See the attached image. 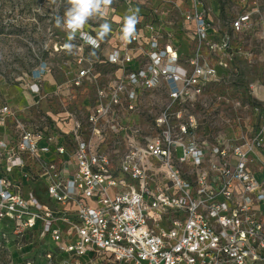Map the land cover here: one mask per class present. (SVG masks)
<instances>
[{
    "label": "built area",
    "instance_id": "obj_1",
    "mask_svg": "<svg viewBox=\"0 0 264 264\" xmlns=\"http://www.w3.org/2000/svg\"><path fill=\"white\" fill-rule=\"evenodd\" d=\"M187 1L191 55L152 28L127 42L112 19L98 49L72 41L71 89L94 86L96 64L113 67L82 121L56 131L21 118L0 137L7 264H264V109L245 134L201 131L192 108L226 73L233 47L204 0ZM234 2L230 30H250L263 3ZM48 73L41 60L29 90L38 93ZM262 79L264 93V71Z\"/></svg>",
    "mask_w": 264,
    "mask_h": 264
},
{
    "label": "rangeland",
    "instance_id": "obj_2",
    "mask_svg": "<svg viewBox=\"0 0 264 264\" xmlns=\"http://www.w3.org/2000/svg\"><path fill=\"white\" fill-rule=\"evenodd\" d=\"M204 3L212 24L232 38L233 59L227 60L225 74L204 87L192 112L204 127L201 131L209 135L245 134L260 123L264 109V96L260 95L264 93L258 88L264 71V10L254 18L250 30L237 33L229 26L236 8L234 0ZM129 7L140 9L136 28H152L174 37L180 51L187 52V40L179 27L187 9L186 0H113L105 19L109 23L112 19L123 20ZM63 11V7L57 11L49 0H0V117L4 106L12 112L5 121L0 119V136L14 133L21 118L32 127L57 123L59 131L64 123L70 127L74 120L82 121L87 99L90 97L92 102L94 89L111 79L113 67L102 63L96 64L99 76L94 86L71 89L67 85L74 72V54L59 48L67 42V32L57 28L54 21V16H62ZM103 22L96 18L85 27ZM195 46L192 43L190 55ZM41 60L48 63L49 73L41 80L39 92L33 93L29 90L30 73ZM8 261L9 253L0 239V264Z\"/></svg>",
    "mask_w": 264,
    "mask_h": 264
},
{
    "label": "clouds",
    "instance_id": "obj_3",
    "mask_svg": "<svg viewBox=\"0 0 264 264\" xmlns=\"http://www.w3.org/2000/svg\"><path fill=\"white\" fill-rule=\"evenodd\" d=\"M49 2L57 6V11L60 7L64 8L63 15L56 14L54 21L57 28L67 32V42L63 47L68 52L72 51L74 47L72 41L77 38V35L85 44L95 50L99 48L100 43L112 31L111 24L105 18L113 4V0H49ZM139 13V8L129 7L127 13L123 16L121 27L123 40L131 42L136 33V25L141 19ZM96 18L104 19V22L94 29L96 35L93 36L84 31V28L89 21ZM92 54L95 55V51Z\"/></svg>",
    "mask_w": 264,
    "mask_h": 264
},
{
    "label": "crops",
    "instance_id": "obj_4",
    "mask_svg": "<svg viewBox=\"0 0 264 264\" xmlns=\"http://www.w3.org/2000/svg\"><path fill=\"white\" fill-rule=\"evenodd\" d=\"M187 1V0H186ZM261 3H263V7H262V11L264 10V0H259ZM205 4V3H204ZM236 7H237V4L235 5ZM187 7H188V1H187ZM206 7V6H205ZM187 10V9H186ZM234 11L235 12H233V15L237 12V8H235L234 9ZM183 19V18H182ZM209 19V18H208ZM115 20V19H114ZM119 20H122V19H119ZM209 21L212 23V21L209 19ZM260 24V23H259ZM261 25H262V22H261ZM89 27V26H88ZM88 27H85V28H88ZM179 27H180V29H181V31H180V33L183 35V37L187 40V52H188V50H189V46H190V44H191V34H190V31L188 30V29H185L184 27H183V24H182V20H181V23L179 24ZM188 34H189V36H188ZM178 37H180V36H178ZM174 38V37H173ZM176 45H178V43H176ZM179 46V45H178ZM179 49V48H178ZM179 51H180V49H179ZM186 52V53H187ZM180 53H182V51H180ZM182 54H185V53H182ZM72 68H73V71H76V67H75V65H74V61H72ZM88 101H87V104L86 105H88L89 103H90V97L87 99ZM52 125L55 127V130L56 131H59V130H57V123H54V122H52ZM70 126H71V124H70ZM60 128V131L61 130H66V129H70V127H68V124H66V123H64L61 127H59ZM0 131L2 132L3 131V129H1L0 128ZM11 135V134H10ZM3 136H9V135H3ZM1 137V136H0Z\"/></svg>",
    "mask_w": 264,
    "mask_h": 264
},
{
    "label": "bare ground",
    "instance_id": "obj_5",
    "mask_svg": "<svg viewBox=\"0 0 264 264\" xmlns=\"http://www.w3.org/2000/svg\"><path fill=\"white\" fill-rule=\"evenodd\" d=\"M184 42L187 43L185 40H184ZM182 44H184V43H182ZM260 95H261V96H264V95H262V94H260ZM0 128L3 129V128H2V125H1V122H0Z\"/></svg>",
    "mask_w": 264,
    "mask_h": 264
}]
</instances>
